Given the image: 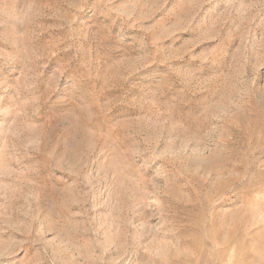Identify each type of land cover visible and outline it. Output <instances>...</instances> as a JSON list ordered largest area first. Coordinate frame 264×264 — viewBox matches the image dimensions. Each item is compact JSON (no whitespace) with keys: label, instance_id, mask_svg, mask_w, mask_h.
Instances as JSON below:
<instances>
[{"label":"rangeland","instance_id":"obj_1","mask_svg":"<svg viewBox=\"0 0 264 264\" xmlns=\"http://www.w3.org/2000/svg\"><path fill=\"white\" fill-rule=\"evenodd\" d=\"M0 264H264V0H0Z\"/></svg>","mask_w":264,"mask_h":264}]
</instances>
